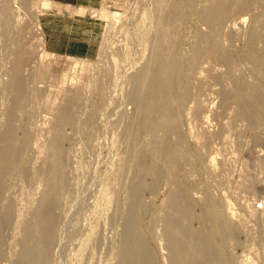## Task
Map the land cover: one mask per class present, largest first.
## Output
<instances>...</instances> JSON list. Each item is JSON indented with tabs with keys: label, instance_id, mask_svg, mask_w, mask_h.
Returning <instances> with one entry per match:
<instances>
[{
	"label": "rangeland",
	"instance_id": "1",
	"mask_svg": "<svg viewBox=\"0 0 264 264\" xmlns=\"http://www.w3.org/2000/svg\"><path fill=\"white\" fill-rule=\"evenodd\" d=\"M48 1L19 0L14 6L20 20L0 23V78L15 60L30 78L33 134L41 137L52 119L37 96L41 85L50 87L55 106L76 100L73 111L92 120L88 126L78 124V132L67 128L74 132L84 170L95 173L94 167L114 165L120 182L115 188L123 197L129 187L139 186L145 215L155 217L159 226L150 245L160 258L166 250L161 208L173 190L193 211V225L206 226L224 264L245 262L250 248L257 264H264V225L248 217L258 212L264 218V204L258 201L264 198V89L259 87L264 83V0H251L247 7L239 6L243 0L233 2L220 30L203 18L207 8L217 12L214 0L177 5L164 0L165 9L170 5L164 13L169 22H161L162 28L149 22L158 0ZM155 48H161L159 55ZM175 58L181 63L178 80L162 91L166 125L151 133L140 125L141 96L128 102L129 77L147 63L155 68ZM100 77L106 82L104 99L95 108L92 87ZM242 97L250 100L253 121L238 107ZM130 133L138 138L133 141ZM230 206L242 214L240 219L228 215ZM217 216L235 227V237L215 228ZM102 219L110 225V213ZM63 260L68 263L67 257Z\"/></svg>",
	"mask_w": 264,
	"mask_h": 264
},
{
	"label": "bare ground",
	"instance_id": "2",
	"mask_svg": "<svg viewBox=\"0 0 264 264\" xmlns=\"http://www.w3.org/2000/svg\"><path fill=\"white\" fill-rule=\"evenodd\" d=\"M25 1L20 0L21 3ZM43 1L45 5L50 3ZM172 1L177 5L180 0ZM214 1L217 12L207 8L203 18L220 30L226 7H233L236 0ZM15 2L19 0L1 1L0 23L20 20V15L15 12ZM250 2L243 0L239 6L247 7ZM167 9L164 0H158L149 22H157L159 27L161 22H169L164 14ZM155 49L159 55L161 48ZM162 61L165 63L155 68L147 63L129 77L128 102L134 103L141 96L140 125L151 133L165 128L163 116L167 104L162 99V91L170 88L180 73V60ZM18 64L15 60L7 65L0 78V264H63L66 257L67 264L225 263L206 226L197 228L193 225V211L180 203L178 193L173 190L164 197L161 208L163 215L159 220L163 221V226L160 237L166 250H161L160 258V251L150 245L157 238L159 226L155 217L145 215L146 206L141 202L139 186L129 187L123 197L120 188H115L120 182L116 174L113 175L114 165L107 169L94 167L95 173L84 170L75 149L74 132L68 133L67 128L78 132V124L88 126L92 120H82L73 111L79 105L76 100L66 102L63 108L62 104L55 106V99L49 94L50 87L41 85L43 91L37 89V96L52 119L49 126L42 128L41 137L33 134V127L28 122L31 116L28 108L31 102L30 78ZM108 74L113 75L112 72ZM41 82L46 81L41 78ZM104 82L100 77L92 87L95 108L104 99ZM164 85L168 86L163 88ZM259 87L262 91L264 83L259 82ZM147 88L152 90V97ZM145 89V94L141 95ZM249 101V98L242 97L238 107L246 118L253 121ZM48 104H52L51 107ZM86 136L90 139L92 131L87 130ZM129 136L133 141L138 138L133 133ZM116 137L117 141L119 138ZM152 151L158 156L155 148ZM91 197H96L92 203ZM258 201L264 204V198H258ZM228 203L233 204V201L229 199ZM104 212L110 213V225L103 220L105 218L102 219ZM228 215L233 219L242 217L232 206ZM248 217L256 224L264 225V218L258 212L249 213ZM214 226L220 233L231 235L233 232L235 237V227H229L222 216L214 219ZM248 253L250 255L241 264H257L251 248Z\"/></svg>",
	"mask_w": 264,
	"mask_h": 264
}]
</instances>
